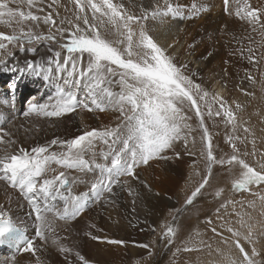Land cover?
<instances>
[{"label": "snow or ice", "instance_id": "snow-or-ice-1", "mask_svg": "<svg viewBox=\"0 0 264 264\" xmlns=\"http://www.w3.org/2000/svg\"><path fill=\"white\" fill-rule=\"evenodd\" d=\"M21 2H26L31 8L36 5L37 0ZM56 2L57 0H52L53 4ZM72 2L78 10L75 20L82 22L84 27H81V23L68 21L73 30L69 31L67 42L60 45L67 53L63 62L58 51L54 53V57L48 58L46 68L38 62H27V70L46 73L44 78L52 82L54 95L49 96L43 103H29L23 115L58 118L75 112L77 108L89 112L110 110L119 113L116 117L118 123L115 127L84 131L71 140L53 139L47 145L33 147L30 152L21 147L13 153L9 149L15 141L11 139V134L0 121V146H3L0 147V180L8 182L12 188L19 189L31 205L38 222L36 237L44 240L45 232L52 230V220L47 216L48 212L54 211L49 206L50 201L57 198L64 201L63 213L55 211L58 218L69 216L74 218L87 206L90 194L99 199L104 192L112 193L114 185L127 184L126 180L121 181V177L137 178L136 169L140 165H147L153 159H168L167 151L173 150L179 141H183L187 147L188 136L192 131V125L188 123L192 117L187 114L188 112H193L198 118L202 130L201 139L205 145L208 174L187 197L186 205H191L202 194V189L209 183L214 164L232 165L234 162L239 164L242 171L232 184L233 189L237 191L250 192L251 186L264 184V171L256 170L239 156L233 154L225 161L213 155L211 136L205 126V111L202 110V105L207 116L212 117L221 115L219 110L213 113V104L218 103L229 123L235 120L234 113L231 108L225 107V102L219 95L211 97L210 102L207 99L209 93L200 84L195 83L191 75L186 74L187 64H178L175 57L169 55L167 49L150 34L151 30L144 23L148 19H159L163 22V18L169 15L183 19L184 10L180 5H173L169 0H164L165 7L156 6L151 12L143 11L137 16L128 12L123 3L114 0ZM223 2L227 12L230 0ZM234 2L239 5L235 12L237 17L247 19L253 26L258 24L264 28V23L261 22L264 8L252 7L248 0H243L242 3L241 0ZM86 9L91 11L92 21H99V26L90 22ZM203 10L206 9L193 3L188 18ZM17 15L21 22L27 20L39 22L43 19L44 24L56 26L51 13L41 18L31 11L25 13L22 10H13L4 0H0V17L15 18ZM63 23L64 21H61V24ZM107 25L111 26L116 37L113 40L106 39L101 33L100 26ZM57 31L63 33L65 29L58 28ZM39 40L55 41L56 36L40 35L31 28L27 31L21 29L19 34L12 35L0 32V51L7 52L9 44H19L20 50L23 51L25 42L32 44ZM8 55L11 56L12 53L8 52ZM249 58L254 59L251 56ZM0 66H4L5 71L18 70L15 67H7L6 61L3 60H0ZM114 77L118 79L114 81ZM113 83L119 85V92L112 91ZM14 87L13 85V91ZM239 107L237 104V108ZM244 131L249 130L245 128ZM97 142H102L106 146V150L102 149L99 153L102 163L97 162L95 151ZM51 145H59L63 150L50 151ZM232 147L234 152L238 151L235 144H232ZM179 155L177 152L176 156ZM54 164L81 173L93 172L95 169L99 170V175L91 182L88 191L77 195L72 191L73 185L86 181L79 178L70 180L64 171H59L49 178L50 173L57 172ZM260 168L264 169V164H261ZM222 192L223 189H219L215 195L220 197ZM129 194H132L131 190ZM221 207H226V204H222ZM212 230L215 232L214 228ZM165 235L174 236V229L171 226L167 227ZM33 243L9 213L0 207V245L8 244L14 246L17 252H32L35 255ZM109 243L123 244L124 241L111 240ZM237 247L243 253L246 264H255L254 259L245 252L239 241ZM60 250L71 251L63 247ZM252 255H258L255 249ZM77 256L83 264H88L82 255L77 253Z\"/></svg>", "mask_w": 264, "mask_h": 264}, {"label": "rangeland", "instance_id": "rangeland-1", "mask_svg": "<svg viewBox=\"0 0 264 264\" xmlns=\"http://www.w3.org/2000/svg\"><path fill=\"white\" fill-rule=\"evenodd\" d=\"M175 1H172L171 4L180 5L184 10L185 18H181V23L184 27L186 26V29L190 28L193 18H197L203 12L200 11L198 14L188 18L190 15L189 9H191L193 3L198 7L206 9L204 11L207 13V19L214 15L212 10H216L217 14L219 11H222L224 16L230 17L231 21L230 24L227 22L228 26L226 25V21L220 24L221 27H228V32L217 33L215 35L214 32L210 33L209 29L200 31L199 28L202 25L199 24L195 27L194 33L190 32L191 35L183 39L181 38L182 46L186 42L183 49L181 48L178 53L168 54L174 56L178 64H187L186 74L191 75L195 83L200 84L209 93L207 99L210 102L211 97L216 96L214 86L209 84V82H212L211 80L220 81V84L232 93L230 94V99L228 97L222 98L223 102H225V107L231 108L234 113L235 120L232 123L228 122V118L224 115L218 103L213 104V113L219 110L221 111V115H213L212 117L207 116L206 110L202 105V110L205 111V126L211 136L213 155L217 159L227 161L235 154L256 170L264 171V169L260 168V165L264 164V58L262 59L261 56H258L261 54L260 50L264 48V28H261L258 24L253 26L248 23L247 19H244V21L237 17L235 12L239 5L234 0H230L227 12L225 11L223 0H213L212 5L210 4V0ZM4 2L13 10H22L25 13L31 11L34 15L41 18L51 13L53 19L56 21V26L53 27L50 24H44L43 19L39 22L31 20L21 22L18 15L15 18L8 16L0 17V32L2 33L8 35L19 34L21 29L27 31L30 27L37 34L56 36L55 41L39 40L34 41L32 44L25 42L23 51L20 50L19 44H9L7 52L0 51V60L6 61L7 67L12 68L17 64H12L13 60L14 62L19 61L24 66V63L29 58L27 60H16L15 58L23 57L21 55H25L24 53H27L29 49L38 50L44 45H50L54 53L58 51L64 54V56L67 55L66 50L61 48L60 45L68 38L69 31L73 29L66 22L64 12L60 8L64 6L57 3L53 4L52 1L47 3V5H42L37 0L38 3L34 7L29 8L27 3H22L21 0H4ZM114 2L120 3L117 0H114ZM242 2L243 0H241ZM248 3L252 7L264 8V0H248ZM125 8L128 12L132 13L129 8L126 6ZM39 9H43V11ZM86 12L88 13L89 11L86 9ZM223 20L225 19L223 18ZM61 21H64V23L61 24ZM261 22L264 23V16L261 17ZM78 23H81L82 28L84 27L82 22ZM144 23L147 25L148 21H144ZM100 27L101 33L106 39L113 40L116 38L110 25ZM253 27H255V31H253ZM58 28H64L65 31L60 33L57 31ZM219 29L221 30L222 28ZM204 45L211 46L210 51L215 52L216 55L206 65L204 63L205 60H208L212 55L206 53ZM197 48H200V54H196ZM250 49L252 50L251 52L249 51ZM8 52L12 53V55L9 56ZM52 52L51 54H54ZM193 53H195L194 56L198 55L197 63L192 58ZM250 56L254 59H250ZM201 61L204 65L200 63ZM15 73L16 71H5L4 66H0V88H4L6 84L8 85ZM117 79L118 77L113 78L114 81ZM17 83L16 81L15 84ZM37 89L38 86L33 83L22 85L20 93L21 104L19 106H24L31 93H35ZM111 89L114 92L120 91V87L116 83H113ZM5 91L3 90V93L0 95V102L6 105L8 110V105L12 102L9 99L10 92ZM35 103H39V101ZM237 104L240 105L239 108H237ZM79 109L81 108H77V110ZM83 110H85L84 112L87 111L86 109ZM105 112L101 114L103 122L106 121V118H104ZM187 114L192 117L188 121L192 125V131L188 136L187 147H185L183 141L177 142L175 144L176 149L174 147L173 150L167 151L166 155L168 159H153L147 165H140L138 167L139 175H136L137 178L132 177L127 181V184H121L123 202L125 203V208L121 209V221L123 224L117 228L120 231L119 235H122L120 241H124L123 244H119L123 249L121 255L114 257L111 261L103 262V260L97 261V259L93 258L92 254L89 253V255L88 252L82 250L81 246L84 243L81 239L85 237V232H78V230L84 231V227L91 228L90 226L95 223L93 218L86 217L83 221H78L74 227L76 230H73L75 236L73 235V239H71L72 243L70 242L71 251L66 256L73 264H83L78 258L77 253L82 255L88 261V264H195V262H197L196 264H200L206 258L207 260H211L214 253L217 252L216 249L220 247L218 244H225V242L232 243L235 239L233 231L240 228L246 219L249 218L250 214H260L258 208L255 207L257 202H254V200L257 198L255 196L258 190L264 193L262 187L264 184L253 186L250 192L233 189L232 184L239 178L242 171L239 164L235 162L232 165H228L227 163L224 165L214 164L212 174L209 177V183L202 189V194L191 205H186L185 201L187 197L202 182L203 177L208 174L207 161L204 154L205 145L201 139L202 130L199 127L198 118L195 117L193 112H188ZM79 116L78 114H73V117L76 119L74 124L76 129L75 131L73 130V137H70L68 140L83 134L84 131H89L87 125L91 124L89 122L91 119L84 124L81 123V119L78 118ZM3 125L5 130H7L8 125ZM245 128L249 131L245 132ZM21 139L24 140L23 137ZM232 144H235L238 151L234 152ZM178 148L181 149L179 157L176 156ZM168 162L174 163L173 165L179 167L182 172L181 175L175 176L172 171H169L165 167ZM140 178H143L142 180L149 184V187L158 190L157 195H159V191L164 194L163 198L168 199L167 203L164 204L165 206L154 208V204L151 202L155 194L153 198L151 195L149 196L151 197L150 199L148 197L150 202L148 201L147 206L145 205V193L143 194L140 189L137 190L138 187L136 186ZM258 187H261V190ZM219 189H223V192L220 197H217L215 193ZM129 190H131L132 194H129ZM0 191H2L1 188ZM248 203L251 204L249 205ZM222 204H226V207H221ZM248 205L250 206L249 208ZM33 214L35 215L34 212ZM103 214L101 213L100 217L102 219L100 218V223L96 224L93 230L98 229L97 231L104 235L101 239L103 241H107L108 239L111 241L113 238L116 240L118 237L115 233H110L112 228L108 227V225H113L115 215L112 217V215L108 216L107 213ZM209 220L211 223H208ZM169 226L174 229L175 235L172 237L165 235ZM213 228L215 232L212 230ZM86 234L92 241L97 242V239L93 238L96 237L94 231ZM169 239H171V243H169ZM108 243L109 241L106 242L109 246L110 244ZM141 245H147V247H141ZM131 248L135 250L131 252ZM186 248L191 250L186 251ZM23 262L26 264H37L36 262L38 261L28 259L25 256L21 264ZM39 264L43 263L39 262Z\"/></svg>", "mask_w": 264, "mask_h": 264}, {"label": "bare ground", "instance_id": "bare-ground-1", "mask_svg": "<svg viewBox=\"0 0 264 264\" xmlns=\"http://www.w3.org/2000/svg\"><path fill=\"white\" fill-rule=\"evenodd\" d=\"M38 1L42 5H47V3L51 2L52 0H38ZM117 1L123 3L124 6L129 8L131 12L136 14L137 16H140L143 11L151 12L156 6H159L161 8L165 7L164 0H117ZM172 1L174 0H169L170 3ZM212 1L213 0H210L211 5L213 4ZM56 3L58 5L60 4L64 6L60 8L64 12L66 22L74 21L76 23L75 17L78 14V10L75 8V5L72 2V0H57ZM87 11H89L87 14L89 16L90 22L99 25V21H92L91 11L90 10ZM212 12L214 13V15L211 18L207 19L206 18L207 13H205V11L203 10V12H201L197 18L195 17L193 18L192 24L191 25L189 24L190 25L189 29H186L185 28L186 26L184 27V25L181 23V18L179 17L173 18L171 15L164 17L163 22H161L159 19L158 20L148 19L147 25L151 30V35L156 39V41L161 46L166 48L168 53L175 54L178 53V51H180L181 48L183 49L186 45V42H184L183 46L181 45L182 43L181 38L183 39L185 37H188V35H191L190 32L194 33L195 27H197V25L199 24L202 25L199 28L200 31H205L209 29L210 33L214 32L215 35H217V33L228 32L227 29L228 27L226 28L221 27L220 24L221 23L223 24L224 23L223 21H226V25L227 22H229L230 24L231 21V19H229L230 17L224 16L223 15L224 13L222 11H219L218 14L216 13V10H212ZM223 18L225 20H223ZM219 28L222 29L220 30ZM65 42H67V39L64 40V43ZM169 45H172V47H169ZM203 47H205L207 54L212 55L208 60H205L204 63L206 65V63H208L216 55L215 52L210 51L211 46L209 47L208 45H204ZM199 50L200 48H197V50L195 51L196 54H200ZM52 51L53 48L50 45H44L41 49L28 51L29 53L27 52L24 53L25 55H21L23 57H17L15 59L27 60V58H29L27 62L32 61V62L42 63V65L46 68L48 58L54 57V54H51ZM260 52L261 54L258 56H261V58L263 59L264 48L261 49ZM194 54L195 53H193L192 58H194L196 62L198 55L194 56ZM63 58H64V54H62L60 57L61 62H63ZM27 62L24 63L25 64L24 66H22L23 64L19 63V61L14 62L13 60V62L11 63L12 64L17 63L14 67L18 70L16 71L12 79L9 81L8 85L6 84L4 88H0V95L3 93V90H6L5 92L11 93L10 101L11 102L15 101V103L12 102L13 104L12 108H8V110L6 105L1 104L0 102V119L3 121L2 126L4 127L3 124L8 125L7 126L8 129L6 131L11 134V139L15 141V143L9 149L10 151L15 153L16 151H18L19 148L23 147L24 149L30 152L33 147L47 145L53 139H57V138H59L60 140L70 139V137H73V130L75 131L76 129V126L74 125L76 119L73 117V114L80 115L78 118H80L81 123L84 124L86 123V121H89L91 119V121H89L91 124L89 126L87 125V127H89L87 128L89 131L92 129H102L104 127L116 126V124L118 123L116 117L119 115V113L110 110L105 112L104 114V118H106L105 122H103L101 119V114L104 112H89V111L84 112L85 110H83L82 108L76 110L75 112L65 114L64 116L58 118L57 117L48 118L43 116H36L34 114L25 117L23 115V112L24 110H26L29 103H34L36 101H39V103H43L44 101L47 100L49 96L54 95V92H52L54 91L52 82L45 80L44 78L46 73L45 72L35 73L27 70L26 68ZM200 63L202 64L203 62L201 61ZM85 65H86V59H85ZM54 67L55 66L53 65V76H55ZM21 69L24 70L20 71ZM16 81L18 82L17 84H15ZM211 81L212 82L211 83L209 82V84H212L214 86L215 95H219L222 98L230 97V94L232 93H230L228 89L224 88L223 85L220 84V81L218 80L217 81L211 80ZM25 83H33L34 85L38 86V89L36 90L35 93L33 94L31 93L24 106H19L21 86L24 85ZM13 85L15 86L14 91L12 88ZM5 111L7 114L5 113ZM15 113H16V117H14ZM21 137H23L24 140H22ZM5 139H8V137H5ZM174 147L175 149L177 148L176 146ZM102 149L106 150V146L102 142H97L95 151L97 152V162L100 163L103 162V160L99 156V153ZM49 150L59 152L62 151L63 149L59 145H51ZM176 152L181 153V149L178 148ZM182 152H184V150H182ZM173 164L174 163L168 162L165 165V167L169 171H172L175 174V176L181 175L182 172L179 169V167ZM53 167L57 168V172L50 173L49 178L52 175L58 174L59 171H64L70 180L73 178H79V180L86 181V183L81 182L73 185L72 191L74 194L77 195L88 191L91 182H93L99 175V170H95V169L93 172L81 173L77 170L64 169L55 164L53 165ZM137 174L139 175L138 168L136 169V175ZM131 178L132 177H127V176L123 178L121 177V181H125V180L129 181ZM142 179L143 178H140V180L137 181L138 185L136 186L138 187L137 190L140 189L143 194L145 193L144 195L145 205L151 198L149 196L151 195L153 198V195L155 194V197L151 203L154 204V208H156L157 206L162 208L163 205L167 203L168 199H164L163 198L164 194L160 193V191H159V195H157L158 190L154 189L153 187L152 188L149 187V184H147ZM121 184L114 185L112 193L104 192L99 199H97L94 195L90 194L87 200V206L78 216L74 218L69 216L64 219H59L55 215V211L58 210L61 214L63 213L64 201L60 200L59 198H57L55 201H50L49 206L52 207L54 211L48 212L47 216L50 220H52V230L46 231L45 232L46 238L44 240H41L39 237H36L35 235L36 226L38 222L36 221L35 215L32 212L31 205L28 203L27 200L24 199V196L20 193L19 189L11 188L7 186L8 182L4 180H0V188L2 189V191H0V207H2L5 211L9 213L13 221L18 226L24 227L26 231L28 230L27 231L28 235L31 232H33L31 235H29V238H33L32 239L34 242L33 246L36 249L35 255H33L32 252H18L16 254L17 256H13V255L8 256L1 254L0 264H21L25 256H27L28 259H35L40 263L42 262L43 264H73V262H71L70 259L66 257L68 256V252H62L60 249L61 247L67 249L71 248L70 242L71 239H73V235H74L73 230H76V228H74L75 224L78 223V221L79 222L83 221V219L86 217L93 218L95 223L92 222L94 224L90 226L91 228L84 227L83 228L84 231L77 229L78 232L79 231L82 233L85 232V237L81 239L83 240L84 243V245L81 246L82 250L88 252V254L89 253L92 254L94 256L92 257L94 259H97V261L98 260H103V262L111 261L112 259H114V257H119V255H121V252L123 250L122 247L119 244H113V243H108L110 244L108 246L106 242L110 241V239H108L107 241L101 240L104 235L100 234L97 231L98 229L93 230V227L96 226V224L100 223V218L102 219V217H100L101 213L104 214L107 213L108 216L112 215V217L113 215H115L113 225L111 226L108 225V227L112 228V231H110V233L112 234L115 233V235L118 237L116 238V240L119 241L121 240L120 237L122 235H119L120 231L117 229L121 224H123L121 221L122 219L121 209L125 208L124 207L125 203L123 202V196H122L123 190ZM127 187L129 186L127 185ZM262 187L264 190V186ZM251 188H253V186H251ZM262 192L263 191L259 192V190L257 191V193L255 192L256 193L255 198L256 197L257 198L254 200V202H257V205H255V207L258 208L260 214H250L249 218L246 219L245 223H243V225H241L240 228H237L235 229V231H233L235 236L233 242L232 243L225 242V244H221V245L218 244L220 247L217 246L218 247V249H216L217 252L214 253L211 260H207L206 258L200 264H246V261L244 260V256L237 247V241H239V244L244 248L245 252H247L249 256L252 257V259H254L255 264H264V193ZM259 200L260 201L263 200V201L260 202ZM249 205L248 208L250 207ZM41 207L43 208V204H41ZM243 214L245 215V213ZM79 228L81 227L79 226ZM92 231H94L95 232L94 235L98 237V239L96 240L97 242L92 241L86 234V233H92ZM113 240L115 239L113 238ZM253 249H255V252L258 253V255L255 256L252 255ZM134 250H135L134 248H131V252H133ZM196 263L197 262H195V264ZM23 264L26 263L23 262Z\"/></svg>", "mask_w": 264, "mask_h": 264}]
</instances>
